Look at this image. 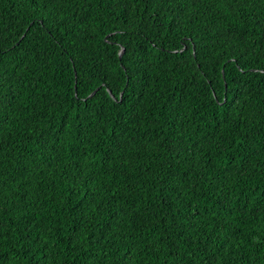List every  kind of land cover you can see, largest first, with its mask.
Instances as JSON below:
<instances>
[{"label": "trees", "instance_id": "trees-1", "mask_svg": "<svg viewBox=\"0 0 264 264\" xmlns=\"http://www.w3.org/2000/svg\"><path fill=\"white\" fill-rule=\"evenodd\" d=\"M105 252L264 264V0H0V264Z\"/></svg>", "mask_w": 264, "mask_h": 264}, {"label": "snow or ice", "instance_id": "snow-or-ice-1", "mask_svg": "<svg viewBox=\"0 0 264 264\" xmlns=\"http://www.w3.org/2000/svg\"><path fill=\"white\" fill-rule=\"evenodd\" d=\"M197 214H199V213L197 212ZM126 251H127V256H131V254H132L131 248H128ZM107 257H108V253H106V252L102 253V255L100 257H97L98 264H103V260ZM44 259H47V256H45ZM115 264H122V258L120 260H116Z\"/></svg>", "mask_w": 264, "mask_h": 264}, {"label": "water", "instance_id": "water-1", "mask_svg": "<svg viewBox=\"0 0 264 264\" xmlns=\"http://www.w3.org/2000/svg\"><path fill=\"white\" fill-rule=\"evenodd\" d=\"M123 51H124V49L122 48V49H121V52H120V54H119V55H120V57L122 56V54H123Z\"/></svg>", "mask_w": 264, "mask_h": 264}]
</instances>
